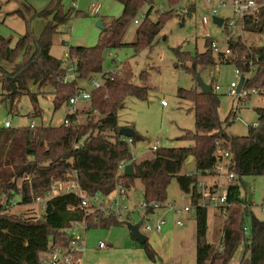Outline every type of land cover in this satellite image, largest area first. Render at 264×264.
I'll return each mask as SVG.
<instances>
[{"label": "trees", "instance_id": "1", "mask_svg": "<svg viewBox=\"0 0 264 264\" xmlns=\"http://www.w3.org/2000/svg\"><path fill=\"white\" fill-rule=\"evenodd\" d=\"M122 5L121 15L117 18L96 15L102 28L96 44L91 47H69L68 63L73 66L74 79L69 81V73L62 61L49 54L51 38L56 29L63 25L71 10L64 12L59 3L54 4L42 34L36 39L26 30L13 47L9 41L0 37V61L12 63V72L0 69L2 96L0 101L14 109L22 95H27L31 103H36V95L28 91V85L37 86L38 93L44 88L52 89L53 110L68 104V100L81 90L77 80L91 81L100 75L98 89L90 91L85 122L75 123L78 114H66L69 125L33 126L18 129L0 127V170L17 168L16 177H10L0 183V264H41L39 256L50 253L55 248H67L70 242L66 231L73 223L84 225L87 230H108L118 226L115 215L103 216L101 213L80 208V200L74 194H62L48 199L43 214L39 217L26 213L11 214L13 205L28 206L37 197H43L50 186L75 175L81 192L87 197L98 195L107 197L120 185L125 191L134 187V181L141 186L144 203L163 204L167 198V186L174 179L182 194H191L196 201V183L204 171L211 172L218 160L215 151L218 148L226 152V168L235 176V181L226 187L227 201L234 203L226 209L216 235L217 241L207 239V210L198 207L194 212L195 222V264H264V222L256 219L240 197L239 181L247 176H264V103L256 108V123L247 127L244 136H227L218 116L219 97L211 91L203 94L196 89H178L180 100L192 104L193 131L184 132L179 140L188 141L190 146L182 148H158L143 159H132L131 147L142 141V137L119 136L117 112L123 106L126 97L146 100L147 87L132 83L133 73L128 61L121 64L118 71L102 74V54L106 50L130 48L133 56L143 49H149L163 24L176 16L174 8L181 0H165L167 10L158 13L154 0H116ZM184 16H190L194 10L191 4ZM142 18L138 19V14ZM152 15L156 16L155 20ZM183 20V17H182ZM134 24L133 41L123 43L122 36L126 28ZM223 31L224 26H222ZM246 36H257L264 41V15L247 17L243 21ZM244 38L228 42L229 56L220 54L214 57L210 45L213 41L206 38L204 51L189 55L179 48L172 49L175 59L174 68H180L195 76L198 72L212 68L216 60L222 64L233 65L245 78V87L264 85V42L261 45L247 44ZM20 58L19 62H15ZM147 72H141L139 79L143 83ZM246 100V99H244ZM264 100V95H263ZM0 103V104H1ZM6 106V105H5ZM36 107L30 114L39 117ZM219 142V146L215 145ZM193 168V175L182 173L187 165ZM120 163L131 165L132 176H125L118 170ZM245 206V207H244ZM146 213H152L146 210ZM247 226V232L243 230ZM146 257L153 261L154 252L143 243Z\"/></svg>", "mask_w": 264, "mask_h": 264}, {"label": "rangeland", "instance_id": "2", "mask_svg": "<svg viewBox=\"0 0 264 264\" xmlns=\"http://www.w3.org/2000/svg\"><path fill=\"white\" fill-rule=\"evenodd\" d=\"M28 3L31 8H35L37 14L32 10L30 13L19 7L18 3L22 0H0V37L9 41V46L13 47L17 39L22 36L27 29L38 39L42 34L47 22H50L51 17L48 15L38 16V14L46 13L54 7V4L59 3L64 12L71 10L69 19L56 29L55 34L51 38V46L49 54L62 61V66L66 67L68 61L66 55L69 47H91L96 44L99 36V29L95 22L97 17H114L121 15L122 5L116 0H23ZM52 1V7L46 9L45 4ZM96 2L100 5L98 16L89 15V4ZM193 4L194 10L190 16H184L183 10ZM154 7L158 13L167 10L165 0H154ZM176 16L169 18L162 26L159 33L153 40L149 49H143L139 54L133 56L130 48H118L106 50L102 54V74H112L119 70L121 64L125 61L131 66L133 73L132 83L136 86L147 87L146 100L141 101L133 97H126L123 106L117 112V123L120 128H131L134 132L142 137V141L137 142L131 147V154L135 159H143L151 155L152 151L146 149L148 142L158 141V148H182L190 146L191 143L184 140H179L184 132L193 131V113L192 104L188 101L180 100L176 91L180 89L199 90L198 80L205 85L213 87L217 86L218 90L213 91L219 97L218 116L221 121H227L224 131L227 136H244L247 127L254 124L257 120L255 109L263 105V96H252L246 100L238 99L229 94V86L231 83L238 84L239 75L233 65L222 64L217 60L212 68L198 72L195 76L186 73L182 69L174 68L176 62L171 50L179 48L181 51L187 52L189 55L202 53L204 51V41L206 38H211L214 43L218 44L221 50L226 48L225 36L222 27H217L211 22L210 7L205 0H181L174 8ZM21 13V14H20ZM138 14V20L141 19ZM231 16L229 10L223 9L218 12V18L225 20ZM183 17V20H182ZM156 16L152 15L155 20ZM134 24H130L122 36L123 43L133 41ZM246 36V35H245ZM245 42L263 44L264 41H259V37L246 36ZM215 57V56H214ZM216 59V57H215ZM20 58L15 62H19ZM0 69L6 72H12L14 65L5 61H0ZM141 72H147L148 76L143 83L139 79ZM69 81L74 79L72 74L68 75ZM93 82H100V75L93 76ZM77 86L86 92L92 90V83L85 80H77ZM101 84V83H100ZM28 91L36 95V103L30 101L29 96L22 95L15 104L14 109L9 110L8 105L0 104V124L7 120L10 128L18 129L21 127L34 126H57L65 118L66 114H73L74 111H87L89 102H77L74 107L67 104L62 105L56 111L53 110L50 87L44 88L38 93L37 86L34 84L28 85ZM0 85V101L4 98ZM160 101H164L166 106L162 107ZM6 105V106H5ZM40 110L39 117H32L30 114L33 108ZM80 112V113H81ZM78 113V112H77ZM81 116V115H79ZM84 117V116H82ZM235 117V119H234ZM85 118V117H84ZM84 118H78L79 123L85 122ZM193 168L185 165L182 168V173L187 174ZM17 168H3L0 170V183L10 177H16ZM212 180V178H210ZM17 183L20 179L16 177ZM204 184L205 178H202ZM240 187V197L247 202V207L253 216L264 222V211H261V203L264 201V176H247L242 177L238 182ZM141 186L138 181H134V187L130 191H125L124 198L118 199L116 193H112L104 198L105 205L110 207L112 201L116 200L118 206L127 210L134 211L131 214L121 212V217H118L119 225L111 228L108 231L90 230L92 240L97 243L99 240L104 242V246L112 243L114 240H123L129 238L130 233L125 224L135 227L140 225L137 231L147 239L156 234L152 231H144L145 227L153 228L154 222L164 214V210L159 209L153 213H146L141 208L142 202ZM167 198L164 206L174 204L187 203V197L180 192L177 183L172 179L166 189ZM186 200L182 201V198ZM207 208H209L207 206ZM207 239L216 243V239L212 235H216L218 223L214 225V220L211 218V212L207 211ZM11 214L26 213L27 216L38 215V212H33L28 206L12 207ZM188 217L181 216L182 228L175 225L178 218L168 213L164 215L165 227L171 226L174 235L178 234L177 239L173 243V251L177 257V262L180 259H188L189 264H195V222L194 213H188ZM217 229V230H216ZM216 230V231H215ZM88 233V232H87ZM159 235V234H158ZM99 244V243H98ZM145 253V252H144ZM236 256L232 260L235 264Z\"/></svg>", "mask_w": 264, "mask_h": 264}, {"label": "built area", "instance_id": "3", "mask_svg": "<svg viewBox=\"0 0 264 264\" xmlns=\"http://www.w3.org/2000/svg\"><path fill=\"white\" fill-rule=\"evenodd\" d=\"M206 4L210 7V16L217 17L218 12L226 9L231 12V16L227 17L225 20H223L222 26H224V29L226 31H223V34L225 36V46L226 48L224 50H221L219 45L211 42L210 48L214 56L217 55H224V57L229 56L230 52L228 49V42L231 40H235L237 38H244V31H243V21L247 17H253L256 18L259 13H263L264 15V0H205ZM100 5L96 2H92L90 4L89 10L91 16H96L99 12ZM187 9L183 10L182 13L185 15L187 13ZM140 18H142V14L140 15ZM138 22V19L134 20V24ZM221 26V27H222ZM66 59L68 58V54L65 56ZM66 71L69 74L73 75V66L72 64L68 63L66 66ZM236 73L241 76V74L236 71ZM249 79V76L245 78L243 76V84L240 87V89L237 90V85L234 83H231L229 86V94L237 97L238 99H247L252 96H263L264 95V85L258 86V87H245L244 84L246 80ZM92 83V90L98 89L100 87V82H93V80L90 81ZM218 90V87H213V91ZM90 100V92L79 90L76 95L71 97L68 100V104L71 109L74 107V105L77 102L86 103ZM160 105L162 107H165L166 104L164 101H160ZM235 118V117H234ZM75 123H79L78 119L75 120ZM60 124L63 125H69L68 119L65 117ZM34 125H30L29 127H33ZM0 127L2 128H10V124L7 120H4ZM158 141H152L150 145L148 146L149 151H156L158 149ZM215 145L218 147L219 142H216ZM215 156L218 157V160L216 161L213 170L211 172L204 171L203 176H199L197 183H196V193L199 194V197L196 198V201L192 202V195L191 194H183V196L187 197V203L180 204L179 206H176L174 204L165 205L163 204H157V203H144L141 202L140 206L142 209L151 210L152 213L156 210L162 209L164 210V213H172L174 214L178 220L175 221V225L177 227H181L182 221L181 216L188 214V213H194L195 210L200 207L203 209H207V206L213 209L218 210L222 216H225V211L227 208L234 206V203H230L227 201L226 196V187L229 184H232L235 181V176L233 173L228 172L226 168V158L228 157V154L226 152L220 151L218 148L215 151ZM134 159V157H132ZM135 160V159H134ZM125 163H120L118 166V170L123 172ZM186 175L191 176L193 175V171L188 172ZM208 178L213 177L216 178L217 181L215 183H211L209 185L204 184V181L202 178ZM76 176L75 175H66L64 179L59 180L55 183H53L49 190L46 192V194L43 197H37L35 198L31 204L28 205V207L35 213L38 212V215L36 218H39L45 208V203L48 199L62 195V194H74L77 196L80 200L79 206L80 208L93 210L96 212L101 213L103 216H110L115 215L117 218L121 217V212H126L127 214H131L134 211H127L120 206H118L116 200L112 201V204L110 207H107L104 202V198L98 195H94L92 197H87L81 190L79 189V186L76 182ZM116 193L118 199H123L125 196V190L118 185L116 189L114 190ZM113 192V193H114ZM186 200L184 197L182 198V201ZM247 204V203H246ZM13 207H16L14 204ZM245 207V206H244ZM261 211H264V201L261 203ZM34 217V216H33ZM165 224V220L163 216H160L155 222L153 228L145 227L144 231H153L155 233H159L162 229V227ZM78 223H73L71 227L66 231L67 236L70 238V242L67 248H55L50 253H48L49 258L45 264H81V256L84 252V247L82 244L81 237L75 232V228L77 227ZM243 230L247 232V226L245 225ZM104 244L99 243L98 248L102 249L104 248Z\"/></svg>", "mask_w": 264, "mask_h": 264}, {"label": "crops", "instance_id": "4", "mask_svg": "<svg viewBox=\"0 0 264 264\" xmlns=\"http://www.w3.org/2000/svg\"><path fill=\"white\" fill-rule=\"evenodd\" d=\"M52 3L53 2L50 1L49 4L47 5L45 4V8L47 7L46 9H48L52 7L53 5ZM18 5L19 7H21L22 10L26 12L30 13L32 10H34L33 12L35 13V15L37 14V11H35V8H31V6L23 0L22 2L18 3ZM89 7H90V4H89ZM88 13L90 15V10L88 11ZM80 112L74 111L75 114H78L77 119L78 118L82 119L85 117V116L82 117L83 115L79 116ZM79 119H78V122H79ZM150 143L151 142L147 143L145 147L146 149L148 148ZM189 163H187V165L192 166ZM192 171L193 169L191 170V172ZM210 178H212V180ZM216 181L217 179L213 177L205 178V182H207L208 184L215 183ZM137 193L141 194V191H137ZM206 210L207 211L209 210L211 212V218H213L214 220L213 221L214 225L218 223V228H219L221 225L222 214L218 210L210 208V207L207 208ZM166 214L168 213H164L162 214V216L164 217V215ZM184 216L188 217L187 214H185ZM34 217H36V215H34ZM140 223L136 225L137 228L140 225ZM164 227H165V224H164ZM164 227H162L159 233L152 235L148 239L146 238V242L148 246L153 250L155 254L154 260L151 261L146 257L142 249L143 244H139L132 237L130 233V229H128L130 233L129 238L126 237L123 240H114L112 243L106 244L104 248L99 249L98 243H104V242H101L99 240L100 239L99 236L97 235L98 241L97 243H95L94 240L90 239L92 235L91 234L89 235L90 230H97V229L87 230L84 227V225L78 224L77 227L75 228V232L81 237L82 244L84 247V252L82 253V256H81V262H82L81 264H189L188 259H181V260L179 259L177 262V257L175 255V252L173 251V243L175 239H177L176 236L178 237V234L174 235L173 230L171 229V226H166V229L163 231ZM183 227L184 226H182V228ZM108 230H104V231H108ZM48 258H49L48 253H42L39 256L41 264H45L44 262H46Z\"/></svg>", "mask_w": 264, "mask_h": 264}, {"label": "water", "instance_id": "5", "mask_svg": "<svg viewBox=\"0 0 264 264\" xmlns=\"http://www.w3.org/2000/svg\"><path fill=\"white\" fill-rule=\"evenodd\" d=\"M211 22H212L215 26H217V27L220 28V27L222 26L223 20H222L221 18H218V17H212V18H211ZM95 25H96L99 29L102 28V26H101L99 20H97V21L95 22ZM242 84H243V75L240 76V79H239V82H238V85H237V90H236L237 92H238V90L240 89V87L242 86ZM198 87H199L200 92L203 93V94H207V93H209V92L211 91V86H210V85H205V84L202 83L200 80H198ZM118 134H119V136L124 137V138H131V137H133L134 135H136V133L134 132V130L131 129V128H120V129L118 130ZM190 161H191V158H189V160H188L187 163H189ZM123 174H124L125 176H132L133 171H132V167H131V165H126V166H124V168H123ZM125 225L128 227V229H130V233H131L132 237L134 238V240H135L136 242H138L139 244H143V243L146 242V237L143 236L142 234H140V233L137 231V227H136V226H135V227H131V226L128 225V224H125Z\"/></svg>", "mask_w": 264, "mask_h": 264}]
</instances>
